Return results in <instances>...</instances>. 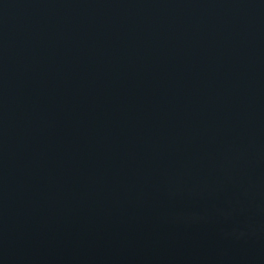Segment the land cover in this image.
Wrapping results in <instances>:
<instances>
[{"label": "water", "instance_id": "95a60500", "mask_svg": "<svg viewBox=\"0 0 264 264\" xmlns=\"http://www.w3.org/2000/svg\"><path fill=\"white\" fill-rule=\"evenodd\" d=\"M0 264H264V0H0Z\"/></svg>", "mask_w": 264, "mask_h": 264}]
</instances>
